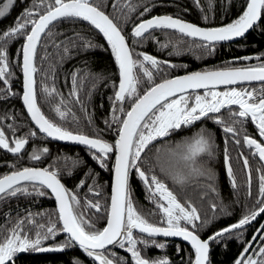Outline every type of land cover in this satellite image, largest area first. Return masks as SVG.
<instances>
[{
    "label": "snow or ice",
    "instance_id": "1",
    "mask_svg": "<svg viewBox=\"0 0 264 264\" xmlns=\"http://www.w3.org/2000/svg\"><path fill=\"white\" fill-rule=\"evenodd\" d=\"M194 2L199 4V0H194ZM14 3L15 0H7V3L0 8V18L5 17ZM42 5V10L38 11L37 9H40ZM125 7L129 11H135V6L131 3ZM149 11L150 9L145 7L141 15ZM64 19H79L88 22L103 35L111 49L119 75L118 88L114 95L116 106L112 108L111 121L112 124L118 125V138L114 143H109L99 136L89 137L82 133H73L49 119L41 110L35 79L37 48L42 37L51 39L56 35L53 31L55 24ZM258 21H264V0H245V5L238 18L220 27L201 28L171 15H163L142 20L134 26L131 35L139 41L141 38H148L146 34L150 35L153 30H173L183 36L204 42L197 47L211 51V46L218 42L244 37ZM17 37L24 39L20 50L23 74L22 103L35 127L40 133L53 140L70 141L94 150L92 158L99 162L101 168H106L105 161L114 156L115 163L112 169L114 177L106 226L102 230H92L94 225L85 218V211L89 208H94L99 212L100 203L86 201L81 210V201L77 195L65 188L58 179L56 171H50L48 168L23 167L0 177V199L6 196L15 197L18 194L32 195L33 192H30L28 187H21L25 184H30L34 193L39 196H45L47 194L45 190H50L57 203L58 221L62 225L58 229L57 224L49 220L46 226L45 223L37 222L31 213L18 218L13 226L7 229V235L0 240V264H12L14 258L20 253L63 252L66 248L75 245H78L98 264H124L122 260L109 258L105 254V250L110 245H116L130 253L132 264H171L166 256L150 259L142 255L138 245L158 249L166 247L165 243L157 241V237L182 238L193 249L194 260L191 264H209L210 243L232 234L237 235L243 246L234 264H264V246H260L255 255H249V252L253 250L252 241H255L257 236L264 240V225L260 226L257 234L252 237V241L243 240V230L246 226L264 214V166L259 175L258 199L255 202L258 207L249 208L237 222L215 232L207 240L201 239L193 230L196 229L197 222L201 220L197 208L191 202L181 203L177 195L157 175H149L141 168V164L144 163L141 158L142 153L149 148V145L169 137L174 132L190 128L205 118L213 119L216 124L223 127L225 133L233 137L239 135L235 125H243L245 121L250 120L255 125L261 139L258 141L245 134L243 144L252 150L253 156L264 162V86L258 90L235 87L252 82H260L264 85V62L246 67L193 72L180 77L163 79L157 83L151 69L162 70L161 65L167 62L143 52L138 54L142 60L133 59V52L121 28L98 4L92 0H39V3L34 2L33 8L26 9L22 16L17 18L14 26L0 34V81L6 85L9 83L7 77L10 74L7 44ZM69 45L74 47L76 38H69V42L64 43L65 55L69 53ZM55 46L58 49L61 47L60 44ZM83 47L88 48L93 45L90 41H86ZM162 47H167V45H162ZM238 59L247 61L252 57L246 56ZM255 59L259 61L261 57L257 56ZM168 66L173 67L170 64ZM138 71L150 85L143 91V94L138 91V86L142 83ZM78 77H80L79 72L72 73L70 93L76 98L77 103L80 102L78 90L87 76L79 79ZM221 86L225 90L219 91ZM200 89H204L203 94H196ZM41 92L45 99L59 95L55 87L43 86ZM126 101L130 103L128 110L123 107ZM63 104L64 100L61 97L60 103L53 108L60 120H64L67 115L61 110ZM233 106H236L238 110L231 111ZM225 108L230 109L231 123H226L222 117L215 115ZM117 112L123 115L122 119L116 115ZM29 135L35 137L36 132L31 131ZM235 143L239 145L241 141L236 139ZM27 144L28 139L24 137L15 138L10 142L5 132L0 130V149L16 155L20 154ZM212 149L211 137L206 135L204 129L190 139L176 144L169 150L179 168V171L169 172L173 181L184 185L198 176L211 179V173L200 166L198 160L202 155L211 157ZM41 151L47 153L48 148L45 147ZM30 159L40 160L41 155L34 152ZM224 162L227 176L235 189L237 183L227 147H225ZM243 167L246 170L250 169L247 158H243ZM131 170H135L147 188L149 199L155 202L161 216L158 223L150 222L134 206L129 191ZM150 171L151 168H149ZM161 171L165 169L162 167ZM247 183L248 195L251 196L252 175L250 170L247 173ZM83 185L84 182L81 181L80 186ZM89 191L92 192L93 189L90 188ZM212 191L215 189L213 188ZM94 194L99 195L98 192ZM212 208L215 210L216 205L213 204ZM32 231L35 232L34 238L29 234ZM59 232L67 235L64 243L55 247L42 246L44 241L55 238ZM135 232L142 235L137 237L134 235ZM111 255L115 257L116 254L111 253ZM71 264H80V261L74 259Z\"/></svg>",
    "mask_w": 264,
    "mask_h": 264
},
{
    "label": "trees",
    "instance_id": "2",
    "mask_svg": "<svg viewBox=\"0 0 264 264\" xmlns=\"http://www.w3.org/2000/svg\"><path fill=\"white\" fill-rule=\"evenodd\" d=\"M34 2L39 3V0H15L5 17L0 18V34L14 26L17 18L21 17L26 9L33 8ZM92 2L98 4L121 28L133 52V59L142 60L138 54L143 52L167 62L161 65L162 70L151 69L157 83L163 79L191 72L246 67L264 62V21H260L243 39L230 44L213 45L211 51L197 47L202 43L173 30H153L150 35H146L148 38H141L139 41L131 35L134 26L142 20L163 15H171L202 28L220 27L238 18L245 0H199V4H196L194 0H92ZM6 3L7 0H0V8ZM129 3L135 6V11H129L125 7ZM145 7H148L150 11L141 15ZM42 8L43 5L37 10L40 11ZM53 31L56 35L51 39L42 37L37 48L35 79L41 110L49 119L73 133H82L89 137L99 136L109 143H114L117 139L118 125L112 124L111 121L112 108L116 106L114 95L118 88L119 75L110 47L97 29L79 19H64L56 22ZM69 38H76V45L74 47L69 45V53L65 55L63 45L69 42ZM86 41H90L93 47H83ZM23 43V37H17L7 44L10 74L7 77L9 81L7 85L0 81V130L5 132L10 142L15 138L24 137L28 139V144L23 153L16 157L0 149V177L23 167L48 168L50 171H56L58 179L65 188L77 195L81 201V210L86 201L100 203L101 210L97 212L94 208H89L85 211V218L94 225L92 230H102L106 224L109 209L114 156L105 161L106 168H101L99 162L92 158V151L54 143L34 129L21 104L20 50ZM56 44H60L61 47L58 49ZM165 44L167 47H162ZM246 56L252 59L247 61L238 59ZM257 56H260L261 60L257 61L255 59ZM169 64L173 67H169ZM73 72H79L80 77L87 76L78 90L79 103L70 94ZM138 75L142 79L138 91L143 94L150 85L139 71ZM43 86L55 87L59 95L45 99L41 92ZM262 86L264 85L255 84L237 88L247 87L258 90ZM61 97L64 100L61 110L67 113L64 120H60L53 111V108L60 103ZM123 107L128 110L130 103L126 101ZM236 110H238L236 106L231 109V111ZM229 111L230 109L225 108L215 115L222 117L226 123H231ZM116 115L123 118L119 112ZM235 127L239 132L237 137L225 133L223 127L216 124L213 119L205 118L190 128L174 132L165 139L168 142L165 143L166 145L157 140L142 153L141 158L144 161L141 164L142 170L149 175H157L177 195L181 203L191 202L197 208L201 220L197 222V227L193 230L201 239H206L237 222L249 208L257 206L255 202L258 199L262 164L251 154L252 150L243 144V136L247 134L258 141L261 138L250 120L245 121L243 125L236 124ZM201 129H204L206 135L211 137L213 155L211 157L202 155L199 157L198 164L211 173V179L198 176L184 185L175 183L169 172L179 171V168L169 150L176 144L190 139ZM31 131L36 132L35 137L29 135ZM236 139L241 141L239 145L235 143ZM45 147L48 148V152L42 153L41 150ZM225 147H227L237 183L235 189L225 170ZM34 152L41 155L40 160L30 159ZM243 158L249 160V170L252 175L251 196L248 195L247 183L249 170L244 169ZM162 167L165 171H161ZM149 168H151L150 172ZM81 181L84 182L82 187ZM21 187H28L33 194H18L15 197L6 196L0 199V240L7 235V229H10L18 218H23L29 213L39 223H45L47 226L51 220L57 224L58 229L61 227L55 202L48 191L45 190L47 192L45 196H39L34 193L30 184L21 185ZM90 188L93 189L92 192L89 191ZM213 188L215 191H212ZM129 191L134 206L150 222L158 223L161 219L159 210L155 202L149 199L147 188L135 170L130 171ZM94 192H98L99 195H95ZM213 204L216 205L215 210L212 208ZM261 225H264V214L243 230V240L252 241V237L257 234ZM29 234L35 237L34 231ZM134 235L141 236L136 233ZM66 240L67 237L59 232L55 238L44 241L42 246L55 247ZM157 241L165 243L166 247L158 249L138 245L142 255L150 259L166 256L171 264H191L194 260L193 250L186 245L176 241L161 239ZM252 243L253 250L249 252V255H255L259 247L264 246V240H261L259 236ZM242 247L236 234L226 235L216 242H211L209 264H234ZM111 253H115V257ZM105 254L109 258L122 260L124 264H132L131 254L116 245L105 250ZM74 259L79 260L80 264H98L76 245L66 248L63 252L51 254L32 251L20 253L14 258L12 264H71Z\"/></svg>",
    "mask_w": 264,
    "mask_h": 264
},
{
    "label": "water",
    "instance_id": "3",
    "mask_svg": "<svg viewBox=\"0 0 264 264\" xmlns=\"http://www.w3.org/2000/svg\"><path fill=\"white\" fill-rule=\"evenodd\" d=\"M259 22L260 21H258L257 22V24L256 25H258L259 24ZM255 25V26H256ZM254 26V27H255ZM253 27V28H254ZM202 28V27H201ZM253 28L252 29H250L249 30V32H247L246 34H245V36L244 37H246L252 30H253ZM147 35V34H146ZM244 37H241V38H237V39H234V40H232V41H223V42H218V43H216L215 45H223V44H230V43H234V42H237V41H239V40H241V39H243ZM193 39V38H192ZM194 40H196V41H199L198 39H194ZM199 42H202V41H199ZM202 43H204V42H202ZM214 70H222V69H214ZM203 71H208V70H203ZM203 71H197V72H203ZM191 73H193V72H191ZM191 73H187V74H182V75H179V76H175V77H180V76H184V75H188V74H191ZM175 77H173V78H175ZM169 79H171V78H169ZM21 82H22V93H23V74H22V55H21ZM255 84H261L260 82H252L251 84H241V85H236L235 87H242V86H249V85H255ZM222 89H225L223 86H221L218 90H222ZM204 91V89H200V90H197V92H203ZM21 104H22V106H23V103H22V95H21ZM23 109H24V112H25V114H26V116H27V118H28V120L30 121V123H31V125L34 127V129L38 132V133H40L39 132V130L35 127V124L31 121V118L28 116V114H27V111H26V109L24 108V106H23ZM42 136H44L45 138H47L48 140H50V141H52V142H54V143H57V144H60V145H65V146H71V147H80V148H83V149H86V150H89V151H94V150H90V149H88L86 146H84V145H80V144H76V143H73V142H70V141H59V140H53L52 138H50V137H47V136H45L44 134H42V133H40ZM118 138V137H117ZM14 146V145H13ZM26 147V146H25ZM25 149V148H24ZM23 149V150H24ZM23 150H22V152H23ZM21 152V153H22ZM9 153V152H8ZM20 153V154H21ZM11 156H17V155H19V154H16V155H14V154H12V153H9ZM258 158V157H257ZM259 160V159H258ZM261 164H262V166H264V162H261V161H259ZM114 163H115V160H114ZM113 167H114V165H113ZM225 170H226V165H225ZM11 173V172H10ZM10 173H8V174H10ZM226 174H227V171H226ZM113 177H114V173H113V171H112V178H111V187H110V199H109V208H110V200H111V192H112V183H113ZM48 191V193L50 194V196L52 197V199L54 200V202H55V205H56V209H57V203H56V201H55V198L51 195V193H50V190H47ZM109 210V209H108ZM57 212H58V210H57ZM262 215V214H261ZM260 217V216H259ZM259 217H257V219L259 218ZM256 219V220H257ZM255 220V221H256ZM255 221H253L251 224H253ZM250 224V225H251ZM250 225H248V226H250ZM62 226V225H61ZM105 226H106V224H105ZM104 226V227H105ZM248 226H246V227H248ZM63 235H65L66 237H67V235L65 234V233H63V232H61ZM136 234H139V235H142V234H140V233H138V232H135ZM209 238V237H208ZM208 238H206V239H204V240H207ZM156 239H161V240H167V241H176V242H180V243H182V244H184V245H186L187 247H189V248H191V245L187 242V241H184L182 238H179V237H169V238H164V237H157ZM77 247H79L78 245H76ZM113 245H110V246H108V248L107 249H109L110 247H112ZM106 249V250H107ZM192 249V248H191ZM193 250V249H192ZM36 253H41V254H45V253H49V254H51V253H57V252H36Z\"/></svg>",
    "mask_w": 264,
    "mask_h": 264
},
{
    "label": "flooded vegetation",
    "instance_id": "4",
    "mask_svg": "<svg viewBox=\"0 0 264 264\" xmlns=\"http://www.w3.org/2000/svg\"><path fill=\"white\" fill-rule=\"evenodd\" d=\"M199 43H202V42H199ZM204 92V91H203ZM203 92H197L196 94H201V93H203ZM231 135V134H230ZM165 139H167V137H165V138H163V139H161V140H159V141H161V142H163V144H167L168 142L165 140ZM165 144V145H166ZM27 146V145H26ZM26 148V147H25ZM7 154H9L6 150H4ZM24 151V150H23ZM23 153V152H22ZM21 153V154H22ZM10 155V154H9ZM20 155V154H19ZM19 155H17V156H19ZM11 156V155H10ZM12 157H16V156H12Z\"/></svg>",
    "mask_w": 264,
    "mask_h": 264
},
{
    "label": "rangeland",
    "instance_id": "5",
    "mask_svg": "<svg viewBox=\"0 0 264 264\" xmlns=\"http://www.w3.org/2000/svg\"><path fill=\"white\" fill-rule=\"evenodd\" d=\"M223 90H225V89H222V90H219V91H223ZM203 93H201L200 95H202Z\"/></svg>",
    "mask_w": 264,
    "mask_h": 264
}]
</instances>
